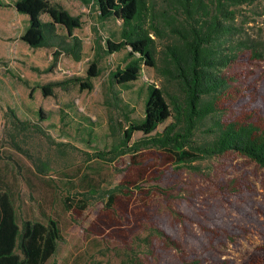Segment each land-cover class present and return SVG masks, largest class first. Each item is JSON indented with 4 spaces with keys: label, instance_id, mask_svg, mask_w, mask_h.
Masks as SVG:
<instances>
[{
    "label": "trees",
    "instance_id": "1",
    "mask_svg": "<svg viewBox=\"0 0 264 264\" xmlns=\"http://www.w3.org/2000/svg\"><path fill=\"white\" fill-rule=\"evenodd\" d=\"M78 1L93 10L100 22L121 25L118 32L97 41L100 56L102 52L112 55L127 51L123 64L110 75L113 87L137 82L145 67L162 80L160 86H147L142 119L132 118L130 106H123L126 125L120 143L109 152L96 153L98 159L108 162L130 156V162L119 172L121 181L103 192H75L63 199L66 211L79 219L99 196L103 208L86 233L128 243L150 217L154 196L160 194L158 187L152 193L145 185L170 181L181 168H193L196 161L235 154L264 169V86L248 70L235 69L264 61L261 42L243 38L236 23L238 8L259 0ZM14 7L29 17L21 40L31 48L54 49L56 60L61 55L75 62L84 59V40L75 34L84 26L82 15L72 14L59 0H16ZM101 73L102 68L93 62L85 78L38 88L46 98L55 95V88L68 83L78 85L82 91H93V79ZM169 119L172 122L159 132ZM203 128L206 137L200 139ZM31 132L40 134L50 145H58L61 155H65L64 148L70 144H56L41 125L23 121L9 110L4 138L31 160L37 174L45 176L51 168L50 161L22 145V135ZM135 133L144 137L134 141ZM223 190L238 192L236 198L249 192L236 179L230 180ZM10 194L0 181V264H46L63 239L58 221L27 219L20 224ZM161 195L169 198L171 193ZM239 201L244 205L234 209L241 217L254 219L264 215L251 200ZM253 210L255 217L251 216ZM210 221L218 228L229 229L222 216L212 215ZM208 232L210 243L220 236L214 228H208ZM157 233L161 238L168 237L173 245L176 243L165 231ZM204 233L206 238V226ZM201 249L190 254L189 264H238L214 255L206 244ZM147 262L152 263V259L149 257ZM239 264H264V246Z\"/></svg>",
    "mask_w": 264,
    "mask_h": 264
},
{
    "label": "rangeland",
    "instance_id": "2",
    "mask_svg": "<svg viewBox=\"0 0 264 264\" xmlns=\"http://www.w3.org/2000/svg\"><path fill=\"white\" fill-rule=\"evenodd\" d=\"M9 1L0 0V181L11 193L20 224L27 219L58 221L63 239L46 264H189L190 254L200 252L204 244L212 248L214 255L239 264L264 246V215L255 217L253 210L254 219L244 218L234 209L242 208L244 204L239 200L244 199L264 211V169L235 154L196 161L193 168H181L170 181L146 184L145 188L152 193L158 187L160 194L154 196L150 217L128 243L86 233L103 208L99 196L79 219L66 211L63 199L75 192H103L121 181L119 172L130 162V156L108 162L98 159L96 153L109 152L120 143L126 125L123 106H130L132 118L142 119L147 86H160L162 80L154 70L145 67L137 82L113 87L110 75L123 64L127 51L112 55L102 52L100 56L97 41L118 32L121 25L114 21L102 23L93 10L86 7L83 12V5H75L71 0L64 2L84 20L83 28L75 31L84 40V59L75 62L61 55L56 60L54 49L31 48L21 40V29L27 22L16 24V13ZM262 14L263 0H259L254 5L239 7L236 23L243 38L261 42L264 51ZM34 50L42 51L33 54ZM93 62L102 68L100 77L93 79V91H82L78 85L68 83L55 88V95L46 98L38 88L75 77L85 78ZM235 69L248 70L264 86V61ZM9 110L23 121L41 125L56 144H70L64 148L65 155H61L58 145H50L40 134L22 135L25 148L50 161L47 175L37 174L31 160L4 138ZM171 122L169 119L158 131ZM198 136L206 137V129ZM143 137L142 133H135L133 140ZM232 179L240 181L243 188L248 187L249 192L240 198L235 197L238 192L225 193L223 188ZM162 192L171 196H162ZM212 215L222 216L229 229L214 226L210 221ZM208 228L220 233L212 243ZM158 231H165L176 243L173 245L168 237L162 239ZM149 257L152 263L147 262Z\"/></svg>",
    "mask_w": 264,
    "mask_h": 264
},
{
    "label": "crops",
    "instance_id": "3",
    "mask_svg": "<svg viewBox=\"0 0 264 264\" xmlns=\"http://www.w3.org/2000/svg\"><path fill=\"white\" fill-rule=\"evenodd\" d=\"M16 0H10L8 3H9V6H10V8L12 9V10H14L15 11V13H16V24H18V22L17 21H26L27 23H26V27H23L22 29H21V36L24 34V32L26 31V29L28 28V26H29V17L26 15V16H24V15H22V14H19L17 11H16V9H15V7H14V2H15ZM65 0H59V2L62 4V5H64L68 10H70V8H69V6L68 5H66V3L64 2ZM72 1V3H74L75 5H79L78 3H81V2H79L78 0H71ZM81 5H82V3H81ZM83 7H84V10H82L83 12L85 11V8H86V6H84L83 5ZM73 14V13H72ZM15 24V25H16ZM16 28H18L17 26H15ZM40 51H42V50H34L32 53L33 54H36V53H41Z\"/></svg>",
    "mask_w": 264,
    "mask_h": 264
}]
</instances>
